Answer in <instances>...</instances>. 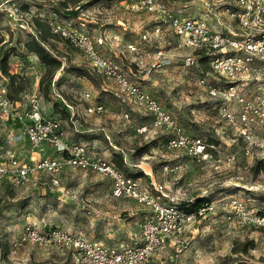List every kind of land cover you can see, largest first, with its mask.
<instances>
[{"label": "rangeland", "instance_id": "374dc122", "mask_svg": "<svg viewBox=\"0 0 264 264\" xmlns=\"http://www.w3.org/2000/svg\"><path fill=\"white\" fill-rule=\"evenodd\" d=\"M7 1L0 0L3 4L0 50L13 48L8 70L17 77L12 85L11 79L0 74V84L7 85L13 99L24 102L21 92H39L43 113L61 121L68 142L86 144L93 154L121 165L126 175L139 179L156 195L159 193L155 192L154 185L166 186L170 194L184 198L178 201L181 207L186 198L203 196L210 201L235 195L250 206L264 210V164L260 155L245 154V142L220 116L219 102L197 84L201 75H211L209 65L203 62L195 67L184 66V58L192 51L182 45L164 19L150 12L132 11L130 6L134 0H13L23 12L31 13V20L39 17L44 21L42 31L34 27L33 33L14 29L13 20L5 10L10 5ZM64 1L70 7L76 3L82 6L78 17H69L77 30L86 31L94 38L105 36L108 44L101 51L117 60L134 80L160 100L186 133L207 138L222 155L236 153L234 165L199 164L188 157L179 158L167 151L164 131L138 133V126L149 122L144 110L128 102L112 80L94 71L80 51L51 33L47 22L51 17L65 16ZM158 1L179 16L205 17L216 28L238 27L221 6L218 16L222 20L216 22L206 16L201 0ZM157 25L162 26L159 36L153 34ZM28 34H42L47 48L63 64L51 82L45 79L44 86L41 82L45 66L36 54L27 50ZM143 34L148 39L144 40ZM129 43L135 44L137 50L128 49ZM161 50L171 58V63L145 79V69L155 62ZM261 65L264 69V61ZM255 83L244 93L260 92L264 82ZM86 92L91 94L90 99L84 98ZM56 102H62V106L56 108ZM91 104L102 105L103 111L87 114L85 107ZM24 105L27 107L25 102ZM65 109L70 112L69 116L62 113ZM126 112L129 118L124 116ZM73 113L79 120L76 124L71 122ZM15 123L13 127H17ZM57 154L51 147L38 151L36 156ZM177 160L181 162L178 172L166 174L164 166ZM51 179L49 175L39 174L18 190L6 183L0 186V264H70L69 258L59 251L49 253L33 244L15 249L14 241L29 224L45 231L49 228L81 230L89 238L116 248L141 241L140 225L150 212L132 200L114 198L109 178L67 167L58 176V186ZM163 199L171 203L169 198ZM187 240L190 244L179 256L171 247L146 264H264L262 233L254 228H238L223 210L197 219Z\"/></svg>", "mask_w": 264, "mask_h": 264}, {"label": "built area", "instance_id": "2783aa9c", "mask_svg": "<svg viewBox=\"0 0 264 264\" xmlns=\"http://www.w3.org/2000/svg\"><path fill=\"white\" fill-rule=\"evenodd\" d=\"M206 16L219 15V7L235 20L237 29L216 28L205 17L179 16L158 0H134L130 9L135 12L146 11L164 19L182 45L192 52L183 64L185 67L199 66L205 62L211 75H201L197 84L211 99L219 102L220 116L229 127L245 142L246 155H260L264 164V85L260 92L246 94L251 85L264 82V0H201ZM5 8L7 16L13 20L15 30L33 32L35 27L30 12H23L21 6L8 0ZM3 6L0 2V9ZM76 10L82 11L77 5ZM2 11V10H1ZM41 17V16H40ZM220 22V21H217ZM48 26L53 35L65 40L73 49L80 51L88 60L90 67L114 82L128 102L134 103L149 116V122L138 126L141 135L164 131L166 149L179 158L188 157L197 163L223 162L227 167L234 165L237 154L222 155L218 147L203 136H192L176 122L175 117L152 96L142 83L134 80L130 73L117 60L106 56L101 47L108 41L105 36L92 37L86 31L76 29L72 18L54 16L49 18ZM162 26L157 25L153 34L159 36ZM35 35V34H34ZM144 40L148 39L143 34ZM128 49L136 51L137 46L128 44ZM163 50L157 52L152 65L145 69L144 78L156 69L171 63ZM27 103L25 110H19L12 100L6 84H0V114L7 120L22 125L23 136L30 146L27 161H22L11 150L8 142L0 138V186L8 183L18 190L31 182L37 175L52 177L55 186L58 176L67 167L99 173L112 182V196L116 199H131L142 204L150 212L141 223V241L123 248L108 246L89 238L84 231H67L61 228L42 230L35 225L25 226L22 235L14 241L18 249L26 244L39 246L47 252H62L70 264H146L169 248L174 247L177 256L184 252L190 240L187 236L197 219H202L217 210H223L228 220L240 229L254 228L264 236V210L250 206L245 200L231 195L205 202L190 212L179 205L184 198L172 195L166 186L154 185L155 192L144 186L139 179L126 175L115 163L93 154L86 144L70 143L66 140L62 123L58 118L47 116L42 111L43 98L39 92L22 93ZM89 92L84 98L90 99ZM68 107H70L68 105ZM87 114L101 113L100 104L85 107ZM73 113L71 122L78 123ZM129 118V113L124 114ZM53 147L55 156L37 157L38 151ZM180 160L166 164V174L177 173ZM163 198H169L167 203ZM194 198L185 199L186 202Z\"/></svg>", "mask_w": 264, "mask_h": 264}, {"label": "trees", "instance_id": "16d2710c", "mask_svg": "<svg viewBox=\"0 0 264 264\" xmlns=\"http://www.w3.org/2000/svg\"><path fill=\"white\" fill-rule=\"evenodd\" d=\"M77 5H79V4L76 3L74 7H70L68 2L64 1V6H63V10H64V14H65L64 17L65 18L78 17L80 15V11L75 9V7ZM33 22H34L35 27L38 28L37 30L42 31L40 27L42 26V24H43L42 22H44V21L41 18L36 17L33 19ZM28 36H29V39L25 44L27 50L31 53L36 54L38 56L40 62L43 63V65L45 66V73H44L43 81L41 82V85L44 86L45 79H48L49 82H51L53 77L55 76L56 72L62 67L63 64H62L61 59L59 57L55 56L51 52V50L49 48H47L46 44L44 43V39L41 37L42 34H40V36L28 34ZM10 40H11V36L9 38V41ZM12 51H13V48H7L3 51L0 50V74L11 79L10 81H11V84L13 85L16 82L17 76L15 74L12 75V73H10L8 70V63H9L10 56L12 55ZM21 90H22V88L18 89V91H21ZM23 92H21V95ZM9 94H10V97L12 98V95L10 92H9ZM12 100L16 101V99H13V98H12ZM54 105L56 106V108H58V107L62 106V102H56ZM62 111H63L62 113L64 114V116L70 115V112H68L66 109L62 110ZM261 163L263 164V162H261ZM117 166L121 168V165H117ZM6 184H8V183H6ZM207 201H208L207 198H205L203 196L202 197H196L193 199V201H188V202L182 203V207L184 209H186L187 211L192 212V211L196 210L198 207L202 206V204H204Z\"/></svg>", "mask_w": 264, "mask_h": 264}, {"label": "crops", "instance_id": "0c3cea01", "mask_svg": "<svg viewBox=\"0 0 264 264\" xmlns=\"http://www.w3.org/2000/svg\"><path fill=\"white\" fill-rule=\"evenodd\" d=\"M195 15H197L195 13ZM211 19H214L216 22L220 21L222 19H220V17L218 15H213V17ZM226 20V18H224ZM224 22V21H223ZM177 37V36H176ZM179 40H181L179 37H177ZM16 107L19 110H25L27 107H25L24 102L21 100L17 101L15 103ZM27 106V103H26ZM14 121L12 120H7L6 117H4L3 115L0 114V138L4 139L8 142V147L15 151L18 155V157L22 160V161H27L29 155H30V146H29V142L27 141V139L23 136V130L22 129V125L19 122H16L15 124H17V127H13ZM264 137V135H263ZM24 150V152L27 153L23 154L21 152V150ZM27 155V157H26ZM110 184H111V190H112V182L109 179ZM131 200V199H129ZM133 202L137 203L135 200H132Z\"/></svg>", "mask_w": 264, "mask_h": 264}]
</instances>
